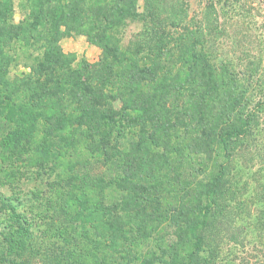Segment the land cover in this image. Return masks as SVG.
<instances>
[{"label":"trees","instance_id":"1","mask_svg":"<svg viewBox=\"0 0 264 264\" xmlns=\"http://www.w3.org/2000/svg\"><path fill=\"white\" fill-rule=\"evenodd\" d=\"M15 1L0 0V264H102L100 252L104 264L195 262L223 210L226 163L192 205L162 212L184 223L189 255L182 243L174 261L145 260L142 241L159 233L163 193L185 185L187 161L234 163L258 123L264 33L242 22L252 10L228 12L253 0H208L197 17L188 0H25L18 23ZM134 22L122 45L114 31ZM73 36L100 60L77 65L61 45ZM19 53L40 59L12 78ZM115 192L126 195L111 206Z\"/></svg>","mask_w":264,"mask_h":264},{"label":"rangeland","instance_id":"2","mask_svg":"<svg viewBox=\"0 0 264 264\" xmlns=\"http://www.w3.org/2000/svg\"><path fill=\"white\" fill-rule=\"evenodd\" d=\"M190 4L189 13L191 16L200 14L202 6L208 0H188ZM245 2V1H244ZM235 3L232 9L228 8V12L232 15H237L235 21H238L244 11L252 13L244 14L243 23H252L253 28L249 31L255 34L264 33V0H253L252 3ZM205 6V5H204ZM144 7L143 2L140 4V11ZM254 9V10H253ZM15 21L24 19L28 13V5L25 0L15 1ZM142 28L140 22H134L125 27H120L114 31L113 36L120 41L122 45L128 44L131 37L138 33ZM241 27H228V33L239 30ZM61 45L63 50L68 54H73L76 57L77 65L82 62L97 63L100 60L102 50L88 42L85 37H68L65 38ZM253 53L256 50H252ZM252 53V60L255 57ZM14 56V61L11 65L10 77H23L30 73V68L35 66L40 59L37 54L29 55V53H19ZM261 82H264V68L262 75L259 77ZM257 93V94H256ZM257 99L264 105V95L258 93L256 88ZM257 125L251 132V136L247 141L238 142L232 146V149L237 154V160L233 163L228 157L223 154L215 156L212 160L201 158L194 162L187 161V168L184 170L186 175L184 179L186 183L182 186H176L175 189L165 188L163 193L164 200L161 206V213L156 214L159 221L163 224L160 227L159 233L153 235L149 240H143L142 251L146 258H155L158 261H174L172 248H179L182 245L180 239L186 228L183 222L175 226L176 222L168 221L163 213L169 209L183 208V205H192L189 200L194 203V193H197L198 183L210 181L211 177L217 175L220 171L221 164H227L226 180H228L229 188L225 199L221 203L222 212L215 210L219 217L214 220V226L211 227V232L204 244L203 252L199 254L195 262L192 264H264V108L260 109ZM200 168L207 170V176L193 174L192 170ZM194 170V171H195ZM195 181L194 188L186 189V185ZM174 190V191H173ZM189 193L191 195H189ZM126 195L123 192H115L108 194V200L111 203H116ZM129 196V195H128ZM112 206V204H111ZM176 210V211H177ZM163 212V213H162ZM152 215V214H151ZM133 217V216H130ZM131 218L130 220H132ZM135 227V226H134ZM183 249L180 248V255L185 257L189 255L193 248L187 243H183ZM166 255L163 257V254ZM98 256L104 260L103 253ZM91 259V257H90ZM90 264L92 262L90 261Z\"/></svg>","mask_w":264,"mask_h":264},{"label":"crops","instance_id":"3","mask_svg":"<svg viewBox=\"0 0 264 264\" xmlns=\"http://www.w3.org/2000/svg\"><path fill=\"white\" fill-rule=\"evenodd\" d=\"M14 18H16L15 13H14ZM14 22H15V23H18V22H20V19L17 20V21H15V19H14Z\"/></svg>","mask_w":264,"mask_h":264}]
</instances>
